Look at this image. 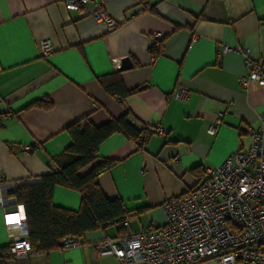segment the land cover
I'll return each instance as SVG.
<instances>
[{
  "label": "crops",
  "instance_id": "obj_1",
  "mask_svg": "<svg viewBox=\"0 0 264 264\" xmlns=\"http://www.w3.org/2000/svg\"><path fill=\"white\" fill-rule=\"evenodd\" d=\"M97 2L113 28L93 18ZM224 46L232 49L223 53ZM239 48L264 58V0H88L82 15L62 0H0V248L9 242L3 214L19 204L9 192L58 166L55 157L70 143L65 128L83 116L100 125L126 113L152 132L141 147L112 134L80 173L113 160L98 175L103 194L123 202L134 231L163 224V200L195 186L234 149L248 148L249 131L264 120V87L247 91L238 81L245 74ZM123 58L132 65L118 70ZM105 75L138 90L110 96L98 82ZM178 88L188 91L185 99L174 97ZM44 97L50 108L26 107ZM52 203L77 210L80 194L56 186ZM122 234L110 224L85 232L79 247L32 250L2 264H119L96 255L94 243Z\"/></svg>",
  "mask_w": 264,
  "mask_h": 264
},
{
  "label": "built area",
  "instance_id": "obj_2",
  "mask_svg": "<svg viewBox=\"0 0 264 264\" xmlns=\"http://www.w3.org/2000/svg\"><path fill=\"white\" fill-rule=\"evenodd\" d=\"M87 3L62 0L66 10L78 15L84 14ZM97 3L93 18L113 28L115 22L101 2ZM231 49L224 46L222 52ZM237 51L245 64V74L238 78L240 85L247 91L264 87V58L249 57L247 48ZM50 52L51 46L44 41L42 55ZM173 95L185 99L188 91L178 88ZM218 125L219 120L210 124L208 132L216 133ZM249 134L248 148L234 149L219 165L205 168L195 186L163 200V224L134 231L126 214L112 223L123 228V234L96 241L95 254L114 256L119 264H264V120ZM23 150L29 152L31 147ZM3 223L9 242L1 256L30 252L22 205L4 212ZM81 243L82 237L72 235L59 240L63 249Z\"/></svg>",
  "mask_w": 264,
  "mask_h": 264
},
{
  "label": "trees",
  "instance_id": "obj_3",
  "mask_svg": "<svg viewBox=\"0 0 264 264\" xmlns=\"http://www.w3.org/2000/svg\"><path fill=\"white\" fill-rule=\"evenodd\" d=\"M160 50L161 42L153 44L150 53L156 56ZM98 82L110 96L125 97L138 90H126L117 76H101ZM51 106L50 99L44 97L26 107L48 109ZM65 131L70 137V143L55 157L54 162L58 166L50 165L49 171L38 182L15 185L9 192V196L23 207L30 251L59 248V240L64 236L82 237L87 231L121 220L126 215L123 202L119 198L108 199L98 184V175L110 169L115 162L101 159L85 173H80V170L98 158V146L112 134H121L138 142L141 147L152 133L145 126L131 123L126 113L100 125H95L88 116H83L66 126ZM56 186L72 188L80 194L77 210L52 203V192ZM4 249L0 248V253ZM5 258L0 254V264Z\"/></svg>",
  "mask_w": 264,
  "mask_h": 264
},
{
  "label": "water",
  "instance_id": "obj_4",
  "mask_svg": "<svg viewBox=\"0 0 264 264\" xmlns=\"http://www.w3.org/2000/svg\"><path fill=\"white\" fill-rule=\"evenodd\" d=\"M131 62L128 58H123L119 61L118 70H124L131 67Z\"/></svg>",
  "mask_w": 264,
  "mask_h": 264
}]
</instances>
